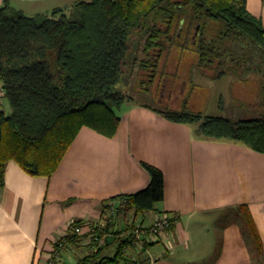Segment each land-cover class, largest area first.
<instances>
[{
    "label": "trees",
    "instance_id": "obj_1",
    "mask_svg": "<svg viewBox=\"0 0 264 264\" xmlns=\"http://www.w3.org/2000/svg\"><path fill=\"white\" fill-rule=\"evenodd\" d=\"M72 10L68 14L55 8L47 16H29L0 7V84L11 107L8 113L0 111V185L11 159L33 176L52 175L84 126L108 137L116 134L119 110L128 100L119 83L135 32L144 35L148 58L139 66L149 70L150 77L185 20L189 28L203 19L211 26L216 23L217 29L209 28L210 37L200 35L194 48L197 64L217 77L233 63L246 61L234 56L235 39L245 40L264 56V26L248 11L246 0H78ZM155 110L168 120L195 125L202 136L231 139L264 152V111L253 118L202 114L189 107L187 96L178 108ZM142 166L150 175L148 185L110 197L106 207L118 200V214L157 210L164 196L163 173L149 163ZM242 209L247 228L258 241L254 221ZM109 219L99 226L100 235L129 231L135 223L114 231ZM81 222L74 220L69 231ZM81 237L71 232L65 240L77 242ZM129 241L124 237L112 256L101 255L105 242L94 243L76 264H135L124 254Z\"/></svg>",
    "mask_w": 264,
    "mask_h": 264
},
{
    "label": "crops",
    "instance_id": "obj_2",
    "mask_svg": "<svg viewBox=\"0 0 264 264\" xmlns=\"http://www.w3.org/2000/svg\"><path fill=\"white\" fill-rule=\"evenodd\" d=\"M76 1L0 0V7L37 16ZM246 7L264 26V0H246ZM194 100L188 98L190 108ZM121 108L114 136L82 127L50 176H33L15 160L6 162L0 185V264H48L55 242L76 219L87 230L110 217L115 231L131 221L151 224L162 213L174 218L169 229L142 251L124 248L135 264H264V152L202 136L195 125L168 120L149 102ZM142 162L161 169L164 196L157 210L129 222V212H115L118 200L106 207L107 200L148 185ZM242 207L254 221L258 241ZM107 235L113 236L112 244L127 231ZM90 251L81 237L67 244L59 263L76 264Z\"/></svg>",
    "mask_w": 264,
    "mask_h": 264
},
{
    "label": "rangeland",
    "instance_id": "obj_3",
    "mask_svg": "<svg viewBox=\"0 0 264 264\" xmlns=\"http://www.w3.org/2000/svg\"><path fill=\"white\" fill-rule=\"evenodd\" d=\"M72 4L66 7L65 13H71ZM212 24L211 26L208 21L205 23L203 19L201 24L194 21L189 28L186 20L182 22L180 29L178 28L181 34L175 37L174 44L163 50L154 77H150L149 70L139 66V62L147 59L148 55L143 50L144 35L135 32L130 40V57L119 83V87L128 95V100L122 107L133 102H149L158 109L178 108L184 96H187L190 101L195 99L192 102V110L201 111L203 114L224 115L230 118H253L260 115L264 111L263 52L255 51L243 39H235L234 56L245 58L246 61L235 62L230 65V69L226 68L227 72L219 82H214L217 76L213 70L197 65V53L194 48L196 41L202 34L210 37V26L217 29L216 23ZM221 47L224 48L225 45L222 43ZM190 83L198 87L191 88ZM219 95H222V98H219ZM3 108L6 113L11 110L7 98L3 100ZM140 215L138 214V221L141 220ZM133 216L132 212L126 214L129 222ZM119 242L118 238L112 244H106L101 253L113 255Z\"/></svg>",
    "mask_w": 264,
    "mask_h": 264
},
{
    "label": "built area",
    "instance_id": "obj_4",
    "mask_svg": "<svg viewBox=\"0 0 264 264\" xmlns=\"http://www.w3.org/2000/svg\"><path fill=\"white\" fill-rule=\"evenodd\" d=\"M4 98H6L5 89L0 84V111L4 109L3 108ZM173 220L174 218L170 214L162 213L159 216H157L156 219L151 224L146 225L142 222H135L132 229L127 231V236L130 239L128 245H132L137 251H142V249L146 244H148V242L152 240H156L162 232L169 229V227L173 223ZM103 224L104 223L94 224V225L91 224L88 226L87 230H84V226L82 224L74 226L72 231H68L63 236L64 238L61 237L55 242L56 246L54 247L52 254L47 259V263L60 264L59 261L61 259L62 252L66 249V246L68 244V242L65 240V236H67L71 232L81 235L82 238H85V244L89 246L90 250L93 249L94 243H96L97 246L104 243L106 236L100 235L98 232L99 226ZM85 234L86 237H84ZM120 264H125V263H120Z\"/></svg>",
    "mask_w": 264,
    "mask_h": 264
},
{
    "label": "water",
    "instance_id": "obj_5",
    "mask_svg": "<svg viewBox=\"0 0 264 264\" xmlns=\"http://www.w3.org/2000/svg\"><path fill=\"white\" fill-rule=\"evenodd\" d=\"M112 235H106L105 242L108 244L110 242V238H112Z\"/></svg>",
    "mask_w": 264,
    "mask_h": 264
}]
</instances>
